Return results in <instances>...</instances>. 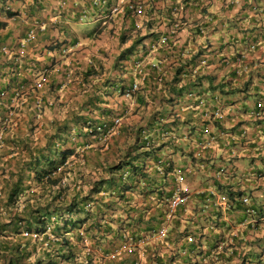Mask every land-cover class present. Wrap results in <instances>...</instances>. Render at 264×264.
Instances as JSON below:
<instances>
[{"label": "crops", "instance_id": "obj_1", "mask_svg": "<svg viewBox=\"0 0 264 264\" xmlns=\"http://www.w3.org/2000/svg\"><path fill=\"white\" fill-rule=\"evenodd\" d=\"M59 2L0 1V8L15 12L6 18L0 11V18L7 21L0 29V142L18 136L43 142L54 118L70 115L95 84L114 76L108 106L112 116L120 117V124L111 135L112 144L85 159L71 155L64 166L90 172L113 150L122 154L137 139L148 144L149 155L142 158L152 163L149 170L154 177L168 174L174 178L175 168L186 163L194 179L211 175L234 188L239 186L243 194L262 200L264 211V0H196L185 19L179 20L180 11L173 21L178 26L167 47L157 41L173 25L148 28L145 17L138 19V28L132 27L130 40L122 45L108 32L115 24L103 27L102 37L92 39V34L83 42L70 26L82 21L79 8L71 7L69 1L61 8ZM37 20L45 22V27L36 31V39L18 58V43ZM197 25L201 33L196 32ZM63 26L71 51L67 55L57 54V47L44 46L54 38L55 29ZM130 45L132 53L118 60ZM45 64L52 65L43 73L40 68ZM90 65H101L102 73L84 82L80 69ZM63 68L72 69L69 80ZM19 79L36 83V89L14 95ZM134 83L137 89L132 97L118 92ZM187 92L203 98L207 107H218L222 117L203 116L198 98L188 97ZM36 99L42 101L41 108L36 109ZM257 103L262 108L257 109ZM212 163L222 167L218 171ZM205 185L190 186L191 192L214 189ZM229 217L238 221L244 216L234 211ZM248 220L247 216L234 224V234L246 230V238L262 236L263 231L249 232Z\"/></svg>", "mask_w": 264, "mask_h": 264}, {"label": "trees", "instance_id": "obj_2", "mask_svg": "<svg viewBox=\"0 0 264 264\" xmlns=\"http://www.w3.org/2000/svg\"><path fill=\"white\" fill-rule=\"evenodd\" d=\"M195 1H157L147 10L144 22L148 28L170 27L179 18L173 5L182 4L180 20L185 19L186 10ZM2 10L6 18L15 14L1 7ZM114 24L108 29L109 34L121 45L129 41L135 20L125 15ZM6 26L7 21L0 18V29ZM107 26L103 24L91 34L100 38L102 28ZM195 29L199 33L202 27L197 25ZM55 30L54 38L44 45L46 49L57 47L60 54V48L65 46L70 51L65 44L68 40L63 37L64 26ZM167 45L169 42L164 46ZM132 47H126L117 59L126 58ZM52 64L40 69L46 73ZM102 69L101 65L80 69L84 82L101 74ZM71 73V68H63L66 80ZM25 80L19 79L15 84L14 95L26 88L36 89V83L29 85ZM114 82V76L105 78L84 94L70 115L62 120L54 118L43 142H34L30 136L0 142V264H142L141 256L143 264H264L262 200L243 194L244 189L239 186L234 188L211 175L194 179L188 175L186 163L175 168L174 178L168 174L156 178L150 174L152 163L147 164L142 158L149 155L148 144L136 142L137 139L122 154L113 150L112 158L107 155L110 160H102L90 172L64 166L71 155L85 159L112 144L111 135L120 124V117L112 116L108 106ZM118 92L124 95V90ZM34 104L36 109L41 108L42 101L36 99ZM256 108L260 109L257 105ZM114 118H119L115 126ZM192 159L195 160L193 156ZM220 166L215 168L219 171ZM178 173L189 193L191 187L205 184L214 189L191 192L187 203L171 213L167 230L157 236L165 222L168 198ZM200 173L205 172L197 174ZM218 194L226 200V212L216 206ZM190 201L192 210L185 211L183 207ZM234 211L244 217L231 221L229 216ZM223 213L227 219H223ZM247 216L246 228L256 234L263 231L262 236L246 238V230L233 234L232 226ZM230 232L231 240L225 237ZM137 248L142 254H136Z\"/></svg>", "mask_w": 264, "mask_h": 264}, {"label": "built area", "instance_id": "obj_3", "mask_svg": "<svg viewBox=\"0 0 264 264\" xmlns=\"http://www.w3.org/2000/svg\"><path fill=\"white\" fill-rule=\"evenodd\" d=\"M67 1L71 3V7L73 6L74 8H79V20L91 18L94 20H100L103 24H114L117 19L125 15H129L130 18L135 20L134 28H138V19L140 17L148 18L147 10L153 7V3L157 1L162 2L163 0H60L58 4L62 8L65 6ZM181 8V3L174 4L172 7L173 12L177 14L180 13ZM180 22L181 21H179V23ZM177 26V24H173V26L168 29L166 33L161 34L157 43L161 45L167 44L169 40L174 37ZM44 27L45 22L37 20L35 25H32L27 29L25 36L22 37L18 43V58L25 54L27 46L36 39V31L42 30ZM200 32H202V29H200ZM68 51V47L63 46L60 48L61 54H66ZM136 89L137 84L134 83L130 88L124 91V95L126 97H130ZM187 96L190 98H198V95L195 96L193 92H187ZM198 104L203 108L201 112L203 116L207 118L222 117L220 109L216 106L207 107V103L205 104V100L203 98H198ZM256 105L258 108L262 107L261 103H257ZM113 123L114 126L117 125L119 123V118H114ZM114 126L111 127V129H113ZM176 180L178 181V185L174 188L172 195L168 198V209L171 213L177 207L185 205L189 197L188 187L183 183V178L179 173ZM243 200L246 202L247 198H243ZM160 232L164 233L165 229L162 228ZM188 240H192V237H189Z\"/></svg>", "mask_w": 264, "mask_h": 264}, {"label": "rangeland", "instance_id": "obj_4", "mask_svg": "<svg viewBox=\"0 0 264 264\" xmlns=\"http://www.w3.org/2000/svg\"><path fill=\"white\" fill-rule=\"evenodd\" d=\"M109 26H111V24H108ZM71 28H72V30H73V32L75 33V35L80 39V40H82L83 42H87L88 41V39H91V35L92 34H89V33H91L93 30H94V28H99V27H101V26H103V22L102 21H100V20H94V19H89V18H86V19H84V20H82V21H80V22H77V23H71ZM51 28V30H53V28L52 27H50ZM89 34V35H88ZM85 35H87V36H85ZM95 35V34H94ZM93 35V37H92V39L95 37ZM86 37H88V39H85ZM96 38V37H95ZM97 38H99V37H97ZM79 40V41H80ZM81 42V41H80ZM69 52H71V51H69ZM57 54H58V52H57ZM67 54H69V53H66V54H61L60 53V55H67ZM175 182V184H174V188L178 185V181L177 180H175L174 181ZM183 183L185 184V182H184V179H183ZM174 190V189H173ZM173 192V191H172ZM191 194V191H190V193H189V195ZM171 195H172V193H171ZM170 195V196H171ZM169 196V197H170ZM215 202H216V206H218V208H220L221 210H225V209H227V205H226V200H225V198H224V196L222 197L221 195H217L216 196V200H215ZM183 208H185V211H187V210H192V209H190L191 208V205L189 206V205H187V206H184ZM166 210V209H165ZM222 211V212H223ZM224 212H226V211H224ZM166 219H165V222H163L162 224V228H164L165 229V231L167 230V227H168V223H169V220L171 219V212L169 211V209L168 210H166ZM226 215L227 214H225V216H224V213H223V219H227V217H226ZM161 228V229H162ZM160 229V230H161ZM234 234V233H233ZM160 235H163V233H161L160 231H159V234L157 235V236H160ZM156 236V237H157ZM231 236H233L232 235V232H230V233H226V238H228V239H230L231 238ZM255 237V236H254ZM231 240V239H230ZM230 240H228V241H230ZM86 245H88L89 246V241L87 240V239H84V241H83ZM231 242V241H230ZM92 250H93V248H92ZM136 254H142V251H141V249H139V248H137L136 249ZM230 252V250H228V253ZM256 253H259L258 252V250H256ZM141 261V263L143 264V262H144V259H143V257L141 256V259H140ZM229 261H232V260H229ZM224 263H225V261H224ZM233 262H230V263H227L226 262V264H232ZM217 264V263H216ZM220 264V263H219Z\"/></svg>", "mask_w": 264, "mask_h": 264}]
</instances>
